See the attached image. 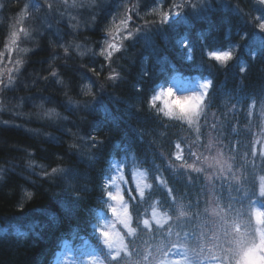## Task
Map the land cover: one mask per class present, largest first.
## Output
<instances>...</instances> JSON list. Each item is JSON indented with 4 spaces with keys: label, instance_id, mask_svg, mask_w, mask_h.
<instances>
[{
    "label": "trees",
    "instance_id": "16d2710c",
    "mask_svg": "<svg viewBox=\"0 0 264 264\" xmlns=\"http://www.w3.org/2000/svg\"><path fill=\"white\" fill-rule=\"evenodd\" d=\"M261 22L264 0H0V264H53L63 246L111 261L94 227L116 162L128 262L160 247L154 212L190 220L214 252L227 200L264 238ZM224 51L220 67L210 53ZM192 80L212 82L196 113L166 116L159 94Z\"/></svg>",
    "mask_w": 264,
    "mask_h": 264
},
{
    "label": "rangeland",
    "instance_id": "374dc122",
    "mask_svg": "<svg viewBox=\"0 0 264 264\" xmlns=\"http://www.w3.org/2000/svg\"><path fill=\"white\" fill-rule=\"evenodd\" d=\"M163 0H157V2H162ZM21 41L24 40L23 36L20 37ZM15 45V44H14ZM21 47V46H19ZM20 53L17 55L19 56ZM16 56V58H18ZM9 72V67L8 66H3L0 69V75L3 73H8ZM3 76V75H2ZM173 86L170 87L169 89L166 90V92L168 90H171L172 93L177 96V97H199V95H201L203 93L204 87H202L203 82L200 83V81H195L192 80L190 81V85L188 86L189 90H183L179 87V82L174 81ZM8 88V87H7ZM171 98V97H169ZM133 184L136 186V188L139 191H142L143 188V183H144V176L139 174V173H135L131 175ZM112 187H113V192H112V205L115 209V211L111 212V218H107V219H103L101 221L104 229V233L106 232V235L109 236V241H110V245L113 244H117L118 241V236L116 232H113L112 230V224L115 223L116 217L118 216L120 219V222L122 223L123 227L119 229V232L122 233V237L124 239V244L121 241L119 243V248L121 249V251L124 248L125 245V249L124 252L122 254L117 255L115 258H113L112 256V252H111V258H113L110 261V264L113 263H117L119 262L120 264H133V263H129L126 261H121L122 259H125V253L127 251V246H126V238H125V234L126 232H130V226L129 224H126L128 222V217H129V212L126 210L124 211V213L121 215V213H119V210L122 208V199L121 196L123 198L124 197V188L127 187L126 184V180H123V185L121 187L120 190V194L118 192V185L120 180L118 179V168L117 171L113 174L112 176ZM245 197L242 196L243 200ZM243 210H242V206L241 208L238 207L237 205H234L233 203H228L227 200H225V203H221V206H219L214 214L215 217V222L217 220H222V222H218L215 226L219 227L221 223H223L224 226V235L225 238L226 236H229L228 233L230 232H234L235 229L238 230V232L236 233L237 236L234 240V242L236 241V246L232 247V248H228L225 247L223 244V238L217 240V234H215L214 238V242L211 243L213 244L215 251L212 252H207L209 251L208 249L205 248V245H201V248L198 247V251H195V246L197 244H199L201 242V238L199 239H191L188 238L189 236H185V238H183V246L182 248H177L174 245H169V247L166 249V254H170L173 257V261L174 263L172 264H190L188 262L189 256L194 257V254L197 253L198 255H200V257L202 258H207L209 257V260L211 262H209V264H240L241 261V257L245 251V249L247 247L250 246L251 243L254 242H259V240L262 238L259 237V228H258V224H257V228H256V236L251 235V237L248 235V227L247 225H245L244 229L241 232V225H242V220H243ZM232 220H231V218ZM109 219V220H108ZM155 221L157 219H159L161 222L157 223L155 222L157 225L155 226V230H159L162 234H165L167 236H162L160 238H155V236H151L150 241H157L159 242L160 246L163 245V243L167 240V238L169 237V235L173 234H177L178 235H186L187 234V230L183 228L182 223L181 224H175V223H171L169 224V215L167 216H160V215H156L155 216ZM225 219V220H224ZM240 222V225H239ZM188 224H190V220L187 221ZM194 229L197 228V226L195 225L193 227ZM226 231V232H225ZM227 233V234H226ZM70 250V249H68ZM68 250H65L63 252V255L60 258V261L58 264H77V262L74 259V256L78 257L77 260H80V258H82V256L86 255L88 253L87 250L85 249H81V253L77 252V253H72ZM91 252H93V249L91 250ZM69 253H72L74 256L71 257L69 256ZM88 259L90 260L91 264H107V261H105L103 258H101L97 253L93 252L91 256L88 257ZM119 260V261H118ZM152 260V256H150V258L146 261V263L148 264L149 261ZM134 264H138V262L134 263ZM160 264H166V262H161Z\"/></svg>",
    "mask_w": 264,
    "mask_h": 264
},
{
    "label": "clouds",
    "instance_id": "9594fccd",
    "mask_svg": "<svg viewBox=\"0 0 264 264\" xmlns=\"http://www.w3.org/2000/svg\"><path fill=\"white\" fill-rule=\"evenodd\" d=\"M27 51V49H25ZM233 59V54L230 59H225L223 61H218V65L220 67H226L228 62ZM242 71V70H241ZM211 81H208L207 84L211 87ZM160 96L164 97L163 100V108L160 109L163 111V113L166 116L171 117L173 114L177 116H181L182 114L186 116H190L196 113L197 108L201 101L197 97H177L175 96L171 90H168L167 92H162L159 94ZM171 97V98H169ZM159 99V96L157 97ZM155 107V105H153ZM230 167V165H229ZM261 184L264 185V176L260 178ZM261 195H264V187H262ZM123 207V205H122ZM154 217L156 216V213H153ZM255 215H260L259 212L255 213ZM157 223H160L161 221L159 219L156 220ZM145 224L147 225V221H145ZM123 225L120 222L119 217H116L115 223L112 224V230L113 232L117 233L118 241L117 244L113 245H105L103 239L101 240V244L104 245V247L109 248L112 252L113 258H115L117 255H119V252L121 249L119 248V243L122 241V233L119 232V229L122 228ZM103 226L101 229H98V232L100 234H103ZM240 264H264V238H261L259 242L251 243L249 247H247L241 257Z\"/></svg>",
    "mask_w": 264,
    "mask_h": 264
},
{
    "label": "snow or ice",
    "instance_id": "6c2138e0",
    "mask_svg": "<svg viewBox=\"0 0 264 264\" xmlns=\"http://www.w3.org/2000/svg\"><path fill=\"white\" fill-rule=\"evenodd\" d=\"M259 29L261 30V32H264V22H261L259 24ZM15 33H13V37H15ZM211 58L218 60V61H223L225 59H230L232 56L231 52L228 51H224V52H211L210 53ZM242 71H244V69H242ZM202 87L204 88H210V86L206 83L203 84Z\"/></svg>",
    "mask_w": 264,
    "mask_h": 264
}]
</instances>
